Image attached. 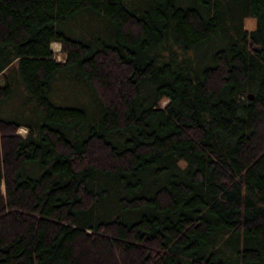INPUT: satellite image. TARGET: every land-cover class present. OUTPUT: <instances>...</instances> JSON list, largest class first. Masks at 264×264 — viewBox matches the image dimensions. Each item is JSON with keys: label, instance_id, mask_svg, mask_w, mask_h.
Returning a JSON list of instances; mask_svg holds the SVG:
<instances>
[{"label": "trees", "instance_id": "obj_1", "mask_svg": "<svg viewBox=\"0 0 264 264\" xmlns=\"http://www.w3.org/2000/svg\"><path fill=\"white\" fill-rule=\"evenodd\" d=\"M0 72V264H264V0H0Z\"/></svg>", "mask_w": 264, "mask_h": 264}, {"label": "rangeland", "instance_id": "obj_2", "mask_svg": "<svg viewBox=\"0 0 264 264\" xmlns=\"http://www.w3.org/2000/svg\"><path fill=\"white\" fill-rule=\"evenodd\" d=\"M246 26H248L249 28H254L256 25V21L254 18H246L245 20ZM53 51L55 52V56L58 60H64L65 59V53L62 52V44L60 42H52L51 44ZM4 82V78L3 75L0 72V83ZM55 96L58 98V100L56 102H58L59 104H72V103H76L78 101V97L76 95V93L72 92L70 85L67 84L66 86H58L57 90H56V94ZM168 102V98L164 97L161 100V104L165 105ZM19 134L22 135H26L28 132V128L27 126L23 125L21 127H19L18 131ZM3 190H4V186H3Z\"/></svg>", "mask_w": 264, "mask_h": 264}, {"label": "water", "instance_id": "obj_3", "mask_svg": "<svg viewBox=\"0 0 264 264\" xmlns=\"http://www.w3.org/2000/svg\"><path fill=\"white\" fill-rule=\"evenodd\" d=\"M257 49L260 50V49H261V45H257ZM248 97H249V98H253V97H254L253 92H249V93H248Z\"/></svg>", "mask_w": 264, "mask_h": 264}]
</instances>
